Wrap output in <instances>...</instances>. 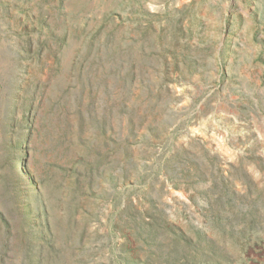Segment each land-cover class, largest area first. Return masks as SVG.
Returning a JSON list of instances; mask_svg holds the SVG:
<instances>
[{"label":"rangeland","instance_id":"obj_1","mask_svg":"<svg viewBox=\"0 0 264 264\" xmlns=\"http://www.w3.org/2000/svg\"><path fill=\"white\" fill-rule=\"evenodd\" d=\"M39 22L92 76V155L61 169L39 130L14 171L0 147V261L264 264V0H0L1 43Z\"/></svg>","mask_w":264,"mask_h":264},{"label":"trees","instance_id":"obj_2","mask_svg":"<svg viewBox=\"0 0 264 264\" xmlns=\"http://www.w3.org/2000/svg\"><path fill=\"white\" fill-rule=\"evenodd\" d=\"M28 27V23H24L21 29L30 33L34 31V36L27 34L13 46L5 45L0 41L2 50L0 64L2 60L8 61L5 70L0 68L2 160L14 171L18 168L25 170L24 159L30 152L36 151L35 146L32 148L34 134H37L39 130L49 129L54 135L53 138L59 142L57 145L63 148L60 158L57 157L56 152L53 153L55 160L60 163L64 158L69 167L61 168L59 164L57 166L74 171V164L78 157L88 159L89 154L92 155L93 141L89 137L88 140L86 139L88 149L83 151L86 154L83 155L77 151V147H82L80 135L85 133L80 126L82 122L92 119L90 116L96 108V104L91 103L86 95L91 91L92 76L84 73L77 63L69 65L66 61L65 49L69 47L67 41L69 33L66 29H59L58 26L51 29L41 22L30 25L29 29ZM101 111L108 117L103 109ZM116 122L122 130L127 127V123L122 119ZM110 123L113 124L112 119ZM118 136L121 135L117 134ZM117 137L116 141L120 139ZM7 138H13L10 143H14L20 153L18 163L11 157L12 149L6 142ZM112 143L118 145L115 142ZM114 153H116L115 147L111 155ZM99 155H96V158ZM118 173L123 175L122 168L116 170L111 166L109 187L114 185ZM11 222L8 215L0 212V226L7 229ZM10 241L9 239L5 241L7 247L11 245ZM40 262L39 255L36 253L28 264H40ZM0 264H16V262L6 259L0 261Z\"/></svg>","mask_w":264,"mask_h":264}]
</instances>
